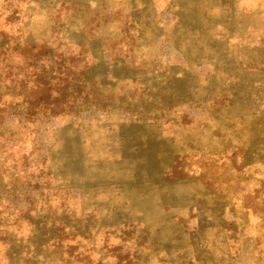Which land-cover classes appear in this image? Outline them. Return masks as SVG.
I'll list each match as a JSON object with an SVG mask.
<instances>
[{"label": "rangeland", "instance_id": "1", "mask_svg": "<svg viewBox=\"0 0 264 264\" xmlns=\"http://www.w3.org/2000/svg\"><path fill=\"white\" fill-rule=\"evenodd\" d=\"M0 264H264V0H0Z\"/></svg>", "mask_w": 264, "mask_h": 264}, {"label": "trees", "instance_id": "2", "mask_svg": "<svg viewBox=\"0 0 264 264\" xmlns=\"http://www.w3.org/2000/svg\"><path fill=\"white\" fill-rule=\"evenodd\" d=\"M63 93V92H62ZM65 93V92H64Z\"/></svg>", "mask_w": 264, "mask_h": 264}]
</instances>
